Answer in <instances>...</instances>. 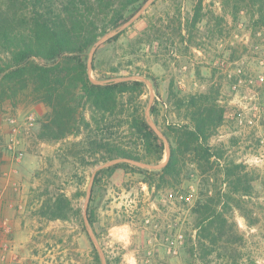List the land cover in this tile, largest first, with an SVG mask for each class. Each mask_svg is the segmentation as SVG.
I'll return each mask as SVG.
<instances>
[{"label": "rangeland", "instance_id": "rangeland-1", "mask_svg": "<svg viewBox=\"0 0 264 264\" xmlns=\"http://www.w3.org/2000/svg\"><path fill=\"white\" fill-rule=\"evenodd\" d=\"M200 1V19L188 30L185 20L191 22L198 0H147L87 53L92 82H143L145 119L165 142L159 163L103 161L97 139L105 136L128 149L136 141L126 110L106 113L93 133L78 119L76 132L45 141L39 131L49 108L31 88L13 102H1L0 264H202L189 253L192 205L213 181L194 163L186 164L175 186L159 189L149 188L130 168L116 169L94 186L93 178L99 168L118 161L160 168L169 141L173 144L164 131L183 122L166 101L169 90L182 95L210 88L219 91L224 120L209 142L222 148L223 158L242 162L252 179L251 197H242V209L230 214L242 240L231 237L238 242L236 251L218 249L222 258L212 254V264H264V24H253L244 12L231 16L216 0ZM151 106L157 115L150 114ZM84 116L88 119V112ZM59 196L67 208L45 206Z\"/></svg>", "mask_w": 264, "mask_h": 264}, {"label": "trees", "instance_id": "trees-1", "mask_svg": "<svg viewBox=\"0 0 264 264\" xmlns=\"http://www.w3.org/2000/svg\"><path fill=\"white\" fill-rule=\"evenodd\" d=\"M146 1L0 0V104L5 100L13 102L19 92L31 88L49 108L48 118L39 131V138L45 141L61 140L74 133L79 128L78 119L93 133L101 128L106 113L122 114L126 110V123L136 141L128 149L105 136L97 139L103 161L122 158L159 163L165 142L145 119L141 105L143 82L128 79L94 83L86 63L88 51L99 38L117 29L131 16L132 12L127 14L131 8L135 11ZM216 1L233 17L244 12L253 24H264V0ZM200 10L198 0L191 22L185 20L188 30L200 19ZM120 33L107 41L116 39ZM92 69H96L94 63ZM218 93L213 88L182 95L169 90L166 101L176 115L183 117V122L168 124L164 131L168 139L173 138V144L169 141L166 162L158 169H148L118 161L99 168L93 178L94 186L116 169L130 168L143 175L149 188L159 189L175 186L186 164L194 163L202 175H208L207 180L213 181L212 188L200 192L192 205L194 240L189 253L202 264H212L214 253L222 258L217 253L220 248L224 254L236 251L238 242L230 238L234 236L241 241L242 235L230 214L242 209V197L252 194V179L245 165L223 158L222 148L209 142L224 120ZM149 112L157 115L158 109L151 106ZM62 204L67 208L62 196L45 202L46 207L53 209H60ZM87 215L92 223L88 211ZM95 258L99 261L97 254Z\"/></svg>", "mask_w": 264, "mask_h": 264}, {"label": "built area", "instance_id": "built-area-1", "mask_svg": "<svg viewBox=\"0 0 264 264\" xmlns=\"http://www.w3.org/2000/svg\"><path fill=\"white\" fill-rule=\"evenodd\" d=\"M34 121V115L30 114L27 116V122L32 123Z\"/></svg>", "mask_w": 264, "mask_h": 264}, {"label": "crops", "instance_id": "crops-1", "mask_svg": "<svg viewBox=\"0 0 264 264\" xmlns=\"http://www.w3.org/2000/svg\"><path fill=\"white\" fill-rule=\"evenodd\" d=\"M4 184H3V180L0 178V187H3Z\"/></svg>", "mask_w": 264, "mask_h": 264}]
</instances>
